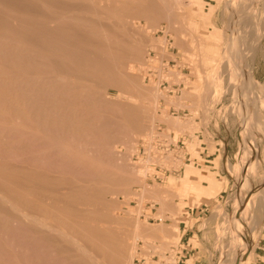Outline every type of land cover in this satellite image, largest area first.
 I'll return each mask as SVG.
<instances>
[{
	"label": "rangeland",
	"instance_id": "obj_1",
	"mask_svg": "<svg viewBox=\"0 0 264 264\" xmlns=\"http://www.w3.org/2000/svg\"><path fill=\"white\" fill-rule=\"evenodd\" d=\"M149 1H154V3ZM159 1L147 0L145 5L137 4L136 0L131 4H126V0H96L92 2L93 4L86 3L88 5L84 12H87L88 16L99 13L102 19L96 21L92 27L85 26V30H103L111 17L114 19L116 15L118 19L113 21L118 24L116 25L122 29L121 31L125 32L124 34L129 31L126 37L130 36L131 46L118 48L112 52L113 56L107 57L110 59L108 70L100 74L102 79L104 78L103 82L81 81L74 74L69 73L64 81H57L56 85L66 84L72 94L73 102L77 101L73 94L79 92L88 94L89 101L100 96L105 102L103 109L106 112L101 108L100 115H104L103 120L112 115L115 125L112 123L113 126L107 127L104 130L105 135L94 133V136L98 134V137L91 136L93 139L100 137L98 140L101 142L95 140L97 144L93 143V139H87L93 133H85V135L68 133L70 148L74 149L77 154L80 152L78 149L83 152L85 149L89 150V153L87 151L83 153L84 156L87 155L88 160L80 163L78 161L77 165L74 162L70 163L71 166L68 164L66 173L65 167L57 165L59 161L54 162L55 157L59 155L57 154L53 157L50 174L58 177L61 173L60 175L76 181L79 178V172H85L87 169L85 167L80 171V167L87 164L90 169L101 166L100 169L103 171L111 172L110 176L115 183L108 184V186L113 188L114 193H107L105 202L109 204L108 216L120 222V226H117L120 236L124 238L125 235L122 234H127L126 232L130 234L129 232L134 229L135 221L141 222V229L148 232L145 234V239L141 237L137 241L134 264H174V262L177 264L175 249L178 243L174 244L169 234L164 233L160 226H169L172 223V219L168 218L171 214L166 211V217L161 220L158 212L159 201L163 203L165 209L167 205L165 199L168 202L180 204L182 208L183 198L190 195V189L182 185L180 166L185 162L186 153L196 155L197 150L192 144H188L186 139L185 148H182L180 143L178 144L179 134L211 133L210 136H213V133H217L223 139L220 142L225 151L223 166L229 175L230 187L222 194V197L203 201L201 208L197 209V206H200L199 202V205L191 202V205H197L195 216L190 223L196 227L197 235H194L192 241L195 244V250L191 251L190 262L191 264H239L234 258L235 251L230 246L234 240L232 235H235L237 230H240L243 236H250L253 233V227L246 223L242 224L238 219L241 195L244 194L247 203L250 205L254 203L253 220L259 224L258 229L255 230L257 232L252 249L245 259L246 263L244 262V264H254L257 260L256 250L264 229V206L257 200L264 191V0H250L246 6L244 22L246 37L244 40L248 41L244 42L242 49H240L242 42L239 39L241 36L237 34L234 37L228 31L229 21L226 19V11L229 0H204L205 7L201 2H194V0ZM236 1L231 0V4L235 5ZM168 5L170 7H167ZM257 10L261 15L252 19V15ZM103 15L110 18L104 19ZM123 32L115 37L118 44L128 43H125L126 37L122 36ZM232 36L237 40L234 41L237 45L234 47L236 56L234 62L237 68L233 67V71L232 69L223 71L220 64L222 60L226 62L224 60L229 58L228 56L225 58L224 54ZM122 38L125 40L123 41ZM93 39L94 45L101 41V37L94 36ZM102 41L101 47L106 49L109 41ZM204 50L211 52L208 59ZM93 51H97L95 47ZM104 53L111 54L106 50ZM140 56L144 59L142 62L139 61L140 58L138 59ZM72 64H68V70L73 71L76 68V64L75 66ZM250 79L252 81H249ZM155 86L166 94L167 99L169 98L168 104L165 98L158 100L157 111L153 108V97H151ZM186 92L190 95L184 97ZM89 109L91 108L87 110L90 111ZM165 109L166 112H164ZM88 114L91 115L89 112ZM130 114L137 116V121L131 124L122 119ZM139 117L141 122L138 120ZM150 117H154L155 129L152 133H143L151 121ZM147 118L150 120L148 121ZM100 119L101 122L102 119ZM124 122L127 124L125 125ZM176 122L178 125H175ZM81 135L85 136L84 139ZM54 136L58 137V134ZM8 139L6 138L8 141L12 140V138ZM55 139L57 141V138ZM229 140L234 143V149L231 155L227 156V141ZM78 145H80L79 148ZM93 145L97 147L94 148ZM85 146L88 149H82ZM98 147L104 151L97 150ZM90 149H96L99 156L96 153L93 155ZM74 150H72L74 152L72 156L76 154ZM91 154L98 156L97 160L95 157H93L94 161L91 160ZM168 155L172 157L171 161L166 159ZM35 163L38 165L37 162ZM76 169L78 172H75ZM85 176L83 175L84 179L81 177L82 184L90 183L91 179ZM247 181L249 184H246ZM124 182L126 185L122 186L121 183ZM143 186H145V193ZM59 190L64 192L65 189ZM153 191L156 194H152ZM249 204L246 210L251 211L252 205ZM182 212L174 220L179 221L183 218L186 221L190 220L181 217ZM232 220H234L233 224ZM121 227L125 229L124 233ZM65 242L61 241L58 236L57 243L51 245L50 253L53 255L51 264H65L66 262L76 264L80 260V256H77L80 252L76 250V245L71 246V243L67 244L66 240ZM100 252L97 253L95 249L91 250L89 253L92 254L88 256L89 259L86 262L88 261V264H119L114 260H111L114 262L105 261ZM68 257H71L72 261L69 262Z\"/></svg>",
	"mask_w": 264,
	"mask_h": 264
},
{
	"label": "bare ground",
	"instance_id": "obj_2",
	"mask_svg": "<svg viewBox=\"0 0 264 264\" xmlns=\"http://www.w3.org/2000/svg\"><path fill=\"white\" fill-rule=\"evenodd\" d=\"M94 1L0 0V264H51V256L53 255L50 253L52 251L50 248L52 244L57 243L58 236L61 241L64 240V243L66 240L67 244L69 242L71 246L76 245V250L80 252L77 255L80 256V260L76 264H88L86 260L92 254L89 252L94 249L97 253L101 251L100 254L105 261L114 260L119 264H134V257L137 254V241L141 237L145 239V234L148 233L141 229V222L135 221L133 231H130V234L126 232L128 235L122 234L127 235L126 238L120 236V230L117 229L120 222L108 216L109 204L105 202L107 193H114L113 188L108 186V184L112 183L111 185H113L115 183L110 176L111 172L103 171L100 169L101 166L90 169L87 164L81 166V169L79 168L80 171L85 167L87 169L85 172H79V178L76 181L68 179L65 175H60L61 173L58 177L50 174L53 157L57 154L59 155L55 157L54 162L59 161L57 165L65 167V172L68 170V164L74 162L77 165L78 161L80 163L88 160L87 155H83L85 151H89L85 149L86 146L80 147L85 151L78 149L80 151L78 154L70 148L68 133H83L84 135L85 133H93L90 138H87L91 140L94 133H104L103 135H105L104 130L114 124L112 115L104 120V115H100L99 110L104 108L103 104L105 103L100 96H90L91 98L94 97V100L89 101L88 94L79 92L73 94V97L77 99L73 102L71 100L72 94H70L66 84L56 85L57 81H64L69 73L74 74L81 81L96 80L103 82L104 78L102 79L100 74L108 70L110 59L107 57L113 56L112 51L121 48V46H131L129 43L132 41L130 36L129 39L126 37L129 31L124 34L125 32L121 31L122 29L118 28V24L113 21L118 19L116 15L114 19L111 17L103 30L84 29L85 26L92 27L96 21L102 19L99 13V16L94 15L95 13L88 16L89 14L84 12L85 7L89 3L93 4ZM126 1V4L135 2V0ZM249 1L237 0L235 5H232L231 0H229L226 11V19L229 21L228 31L234 37L237 34L241 36L239 38L242 42L240 49L243 48L244 42L248 41L244 40L246 37L244 22L246 19L245 9ZM86 3L88 4L86 5ZM136 3L144 4L147 3V0H136ZM260 15L257 10L252 15V19ZM108 17L103 15L104 19ZM205 18L207 19V17ZM126 29L124 30L127 32L129 29ZM255 29H257L256 26ZM122 32V36L126 37V40L124 38L122 40L124 39L125 43L128 42L126 44L116 42V35ZM94 36L101 37V41H98L96 45L92 43ZM234 37L230 38V42L227 43V55L226 52L224 54L225 58L226 56L229 58L224 60L226 62L222 60L220 64L223 71H230L231 69L233 71V67L237 68L234 62L236 57L234 47L237 46ZM102 40L109 41L106 49L101 47ZM94 47L97 51H93ZM72 50L77 52L70 53L69 51ZM105 50L111 54L104 53ZM204 51L208 59L211 52ZM143 60L142 58L139 59L141 62ZM69 63L76 64L73 71L68 70ZM248 75L251 74L248 72ZM152 90L151 97H153L154 110L159 108L158 100L160 98H165L166 103H169V98L167 99L166 94L159 91L158 87L155 86ZM88 108L92 110L89 109L90 111H88ZM103 111L105 112L104 109ZM136 117V115L130 114L121 118L131 124L137 121ZM153 118L150 117L151 121L147 127L145 126L146 131L143 133H152L155 129ZM138 120L141 122L140 117ZM127 123L124 122L125 125ZM175 125L178 123L176 122ZM38 133L42 134L39 135ZM54 134H58V137H54L60 142L56 141L53 137ZM94 137H98V134ZM6 138H12V140L8 141L9 139L6 140ZM98 139H93V143L101 142ZM79 143L81 144L80 140ZM85 143L87 142L85 141ZM93 146L94 148L97 147ZM72 150L75 151V156L71 155ZM95 150H91L93 155L98 153ZM93 155L91 160L94 161L95 158L97 160L99 154H97L98 156ZM100 157L104 158L101 155ZM166 159L171 161L172 157L168 155ZM76 171L78 172V169ZM83 175L89 177L91 182L82 184L81 177ZM121 184L122 186L126 185L125 182ZM246 184L249 182L247 181ZM143 187L145 193V186ZM62 188L65 189L64 192L59 190ZM121 193L123 192L121 191ZM152 194H156V192L153 191ZM241 196V209L238 219L242 224L246 223V225L253 227V233L250 236H243L240 230H235L236 234L232 235L234 240L232 239L230 246L235 251V260L239 264H244L249 251L252 249L257 232L255 230L259 224L253 220L254 203L252 202L251 206L245 200L244 194ZM257 200L264 206V191ZM160 204L159 215H162L165 206L162 202ZM248 204L251 206V211L246 210ZM173 209L176 208L173 207ZM233 223L234 220H232ZM121 230L125 229L122 228ZM236 248L238 249L236 250ZM70 258L69 262L72 261Z\"/></svg>",
	"mask_w": 264,
	"mask_h": 264
},
{
	"label": "crops",
	"instance_id": "obj_3",
	"mask_svg": "<svg viewBox=\"0 0 264 264\" xmlns=\"http://www.w3.org/2000/svg\"><path fill=\"white\" fill-rule=\"evenodd\" d=\"M194 2H201V4H204V7L206 6V2L204 0H194ZM150 3L153 4L154 2ZM145 4L146 3L139 5ZM212 21L213 20L211 19V22ZM114 51L115 50H113L112 52ZM139 58L143 57L140 56L138 57V59ZM188 95L190 94L186 92L184 97H187ZM195 128L196 126L194 127V129ZM210 134L211 133H194V135H190L188 133L179 134L178 144L180 143V146L182 148H185L186 139L188 144H192V146L197 150L196 155L186 153L185 162H183V164L180 166V169L182 170V185L190 189V195H188L187 198H183L182 208L180 204L168 202L164 197H162L165 199V202L167 204L166 209L162 212V215H159L158 212L161 220L166 217V211H169L171 214V216H168V218L172 219V223L169 226H160L161 228H163L164 233L169 234L174 244L178 243L175 249L177 264H191V251L195 250V244L192 243V241L194 235H197V232L196 227L191 225L190 223L192 218H194L195 216V208L197 206L196 204H198L199 202L200 206H197V209L201 208L203 201L210 199L214 200L215 197H222V194L227 192V189L230 187V178L225 170V167L223 166V157L225 156V151L223 150L220 143L223 139L217 133H213V136H210ZM233 145L234 143L232 142V140L227 141V156L231 155L234 149ZM170 180L173 181V179L171 178ZM192 201L196 204L191 205ZM173 207L176 209H173ZM181 211H183L181 217H185L190 220L186 221L184 218L180 219L179 221L176 219L174 220V218L179 217ZM263 244L264 229L263 236L260 239L259 245L256 250L257 260L254 264H264L262 261L263 252L260 250V247ZM174 264L176 263L174 262Z\"/></svg>",
	"mask_w": 264,
	"mask_h": 264
},
{
	"label": "built area",
	"instance_id": "obj_4",
	"mask_svg": "<svg viewBox=\"0 0 264 264\" xmlns=\"http://www.w3.org/2000/svg\"><path fill=\"white\" fill-rule=\"evenodd\" d=\"M260 250L263 252L262 253V261L264 263V244L260 247Z\"/></svg>",
	"mask_w": 264,
	"mask_h": 264
}]
</instances>
